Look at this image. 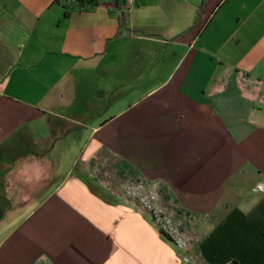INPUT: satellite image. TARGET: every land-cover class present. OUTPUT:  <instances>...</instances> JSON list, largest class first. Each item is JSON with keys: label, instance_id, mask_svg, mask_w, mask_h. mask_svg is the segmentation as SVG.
Masks as SVG:
<instances>
[{"label": "crops", "instance_id": "1", "mask_svg": "<svg viewBox=\"0 0 264 264\" xmlns=\"http://www.w3.org/2000/svg\"><path fill=\"white\" fill-rule=\"evenodd\" d=\"M127 1L0 0V124L32 116L0 137V224L17 214L0 264H186L148 210L89 176L99 156L209 226L205 264H264V0Z\"/></svg>", "mask_w": 264, "mask_h": 264}, {"label": "rangeland", "instance_id": "2", "mask_svg": "<svg viewBox=\"0 0 264 264\" xmlns=\"http://www.w3.org/2000/svg\"><path fill=\"white\" fill-rule=\"evenodd\" d=\"M30 114V111L25 113L23 111H18L16 114L17 116L15 113H12L14 119H10L13 121L10 122V126L0 124V137L4 136L19 122L20 118L15 119V117L24 116L25 119H30L32 118ZM5 118L8 117L5 116ZM65 139V144H60L59 140H57V143L53 145L50 151L51 164L54 173L52 185L60 180L66 169L72 167L73 161L81 147L79 142V140H82L81 137L78 138L77 136L74 137L70 135ZM6 159L7 158L4 160ZM85 166L86 172L89 173V176L96 178L100 185L105 188L108 195H116V197H121L125 200L129 199L137 202V204L141 205L143 208L145 207L141 203L139 196L144 199L147 198L151 203L153 202L154 204H157L161 212V216L169 218L172 226L175 227L188 241L190 240L193 242L195 239L201 241L202 237L207 232L209 226L206 227V224H202V226L200 225V229L197 230L194 228V225H191V227L188 226V217L184 218L182 215L175 216L173 210L169 207L170 202L165 203L161 201L158 191V183H147L137 174H135V176L128 174L126 176H122L117 174L114 167V160H112V158L107 157L100 161V156L99 158L95 157L92 162H88ZM15 213L16 212L11 213L3 220V223L0 224V230L12 223V221L17 217V214Z\"/></svg>", "mask_w": 264, "mask_h": 264}, {"label": "trees", "instance_id": "3", "mask_svg": "<svg viewBox=\"0 0 264 264\" xmlns=\"http://www.w3.org/2000/svg\"><path fill=\"white\" fill-rule=\"evenodd\" d=\"M55 1L59 2L65 10L82 11V10H88V9L95 8L100 3L101 0H55ZM117 21H118V28H120V27L126 28L127 27V17H126V14L124 12H122L121 14L118 15ZM118 35H119V32H117L115 34V36H118ZM115 171L117 174H120L122 176H126L127 174L135 176V174H136V172L134 170H132L127 164H125L123 162L116 166ZM158 187H159L158 191H159L161 201L165 202V203L170 202L169 207L173 210L175 216L176 215H182L184 218L189 217V212H187L186 210H183L182 208H180L179 206H177L174 203V200L171 199V196L168 192V189L164 184L159 183ZM150 216L152 219L151 213H150ZM152 221H153V219H152ZM153 223H154V221H153ZM158 231H159L160 235L166 241H169L175 247L173 240L167 234H165L161 229H158ZM196 244H197V240L195 239L193 242H191L190 240L187 241V245L183 250H179L175 247L178 254L181 257V260H182L183 256L188 257L187 262H184V261H182V262H184L186 264H205L197 254Z\"/></svg>", "mask_w": 264, "mask_h": 264}, {"label": "built area", "instance_id": "4", "mask_svg": "<svg viewBox=\"0 0 264 264\" xmlns=\"http://www.w3.org/2000/svg\"><path fill=\"white\" fill-rule=\"evenodd\" d=\"M133 0H128V5H131ZM141 203L144 205L146 210L152 214V219L155 226L158 229H161L165 234H167L174 242V245L177 249L183 250L187 245V239L175 228L172 226L170 219L161 216V212L157 204L151 203L147 198L139 196ZM182 261L187 262L188 257L183 256Z\"/></svg>", "mask_w": 264, "mask_h": 264}]
</instances>
